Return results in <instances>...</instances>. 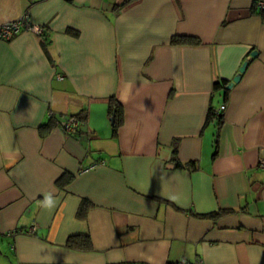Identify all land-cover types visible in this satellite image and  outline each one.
I'll use <instances>...</instances> for the list:
<instances>
[{
  "label": "crops",
  "instance_id": "1",
  "mask_svg": "<svg viewBox=\"0 0 264 264\" xmlns=\"http://www.w3.org/2000/svg\"><path fill=\"white\" fill-rule=\"evenodd\" d=\"M260 2L0 0V264H264Z\"/></svg>",
  "mask_w": 264,
  "mask_h": 264
},
{
  "label": "trees",
  "instance_id": "2",
  "mask_svg": "<svg viewBox=\"0 0 264 264\" xmlns=\"http://www.w3.org/2000/svg\"><path fill=\"white\" fill-rule=\"evenodd\" d=\"M175 42H190V43H199V39L193 37V36H176L172 39ZM223 85H225V81L221 80V81H217L215 83V87H223ZM109 114L111 116L112 121L114 122L113 126L114 129H116L118 127V125L121 123L122 120V108L119 102H117L115 99H111L109 102ZM217 116L218 119V123L217 125L220 126L221 124V114L215 113V111L213 110H209L208 113V118L212 119L213 117ZM79 131V130H78ZM77 131V132H78ZM76 132V133H77ZM177 150L174 149V154H176ZM175 166H188L191 165V163H186L185 165L182 164L179 160L175 161ZM72 175H69L67 173L62 174L58 179V185L62 186V185H66L69 183V181L71 180ZM91 206V203L86 200L83 199L81 201V204L78 208L77 214L79 217H84L85 213L87 212V209ZM220 213H222V211L220 212H211V213H207V214H195V216L198 217H205V218H213L216 217L217 215H219ZM67 245L70 247H75V248H88L90 246V242H89V237L88 235H84V234H75V235H71L69 236V238L67 239Z\"/></svg>",
  "mask_w": 264,
  "mask_h": 264
},
{
  "label": "built area",
  "instance_id": "3",
  "mask_svg": "<svg viewBox=\"0 0 264 264\" xmlns=\"http://www.w3.org/2000/svg\"><path fill=\"white\" fill-rule=\"evenodd\" d=\"M259 4L261 7H264V2H260ZM22 30L29 31L34 34H41L43 31L42 27L31 23L29 21L28 14L24 12L20 17L16 18L15 20L6 22L0 26V39L9 40L14 34ZM223 108L224 106H221V109ZM81 123V120L77 117L70 116L62 120L59 125L65 135H71L75 134L79 130ZM259 166L264 167V159L259 160ZM180 264L185 263L183 262Z\"/></svg>",
  "mask_w": 264,
  "mask_h": 264
},
{
  "label": "water",
  "instance_id": "4",
  "mask_svg": "<svg viewBox=\"0 0 264 264\" xmlns=\"http://www.w3.org/2000/svg\"><path fill=\"white\" fill-rule=\"evenodd\" d=\"M255 53H256V52L253 51V52H252V56H254ZM246 66H247V61H244V62L242 63V65L240 66V68H239V70H238V73H237L235 76H233V78H232V80L229 82V84L226 85V88H227V89H230L234 83H236V82H238V81L240 80L241 75H242V73L245 71Z\"/></svg>",
  "mask_w": 264,
  "mask_h": 264
}]
</instances>
